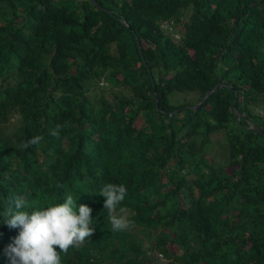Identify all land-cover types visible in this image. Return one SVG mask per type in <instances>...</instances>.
Here are the masks:
<instances>
[{
	"label": "trees",
	"instance_id": "1",
	"mask_svg": "<svg viewBox=\"0 0 264 264\" xmlns=\"http://www.w3.org/2000/svg\"><path fill=\"white\" fill-rule=\"evenodd\" d=\"M258 103L264 0H0V264L9 199L68 195L94 232L61 264H264ZM106 183L127 189L124 231Z\"/></svg>",
	"mask_w": 264,
	"mask_h": 264
},
{
	"label": "clouds",
	"instance_id": "2",
	"mask_svg": "<svg viewBox=\"0 0 264 264\" xmlns=\"http://www.w3.org/2000/svg\"><path fill=\"white\" fill-rule=\"evenodd\" d=\"M61 129L62 125L58 124L50 135L58 136ZM42 140L43 136H33L22 147L39 145ZM56 186L63 187L59 183ZM99 194L104 197L103 209L108 211L111 230H126L131 222L127 218L126 209L118 208L127 194L126 187L123 184L106 183ZM25 207L26 202L16 196L9 199L3 212V223L10 228L20 229L13 243L5 250L11 264H61V253L67 254L69 248L81 247L94 232L90 226L92 209L86 204H77L72 195H68L62 203H48L31 211L24 210Z\"/></svg>",
	"mask_w": 264,
	"mask_h": 264
},
{
	"label": "water",
	"instance_id": "3",
	"mask_svg": "<svg viewBox=\"0 0 264 264\" xmlns=\"http://www.w3.org/2000/svg\"><path fill=\"white\" fill-rule=\"evenodd\" d=\"M143 62V64H144V61H142ZM148 75H149V73H148ZM217 88V86H215V87H213L211 90H209V91H207L205 94H204V96H203V98L201 99V101L194 107V109H197V108H199L201 105H202V103L204 102V100H205V98L207 97V95L211 92V91H213V90H215ZM235 107V104H234V102H233V108ZM249 129L252 131V132H255V133H258V134H262V135H264V133L260 130V129H258L257 127H255V126H253V125H251V127H249Z\"/></svg>",
	"mask_w": 264,
	"mask_h": 264
},
{
	"label": "rangeland",
	"instance_id": "4",
	"mask_svg": "<svg viewBox=\"0 0 264 264\" xmlns=\"http://www.w3.org/2000/svg\"><path fill=\"white\" fill-rule=\"evenodd\" d=\"M250 110L253 114L258 115L260 117H264V103H258V107H254L253 105L250 106ZM14 122V118L11 119V123ZM264 124V122H263ZM11 125L7 127L8 130H10Z\"/></svg>",
	"mask_w": 264,
	"mask_h": 264
}]
</instances>
